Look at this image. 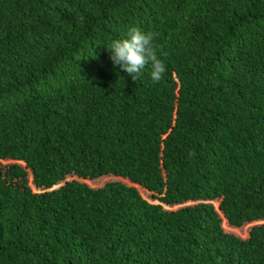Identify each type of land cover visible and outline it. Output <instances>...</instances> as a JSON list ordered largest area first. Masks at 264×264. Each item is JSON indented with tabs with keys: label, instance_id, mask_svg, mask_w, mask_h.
Segmentation results:
<instances>
[{
	"label": "trees",
	"instance_id": "16d2710c",
	"mask_svg": "<svg viewBox=\"0 0 264 264\" xmlns=\"http://www.w3.org/2000/svg\"><path fill=\"white\" fill-rule=\"evenodd\" d=\"M0 264H264V0H0Z\"/></svg>",
	"mask_w": 264,
	"mask_h": 264
},
{
	"label": "clouds",
	"instance_id": "9594fccd",
	"mask_svg": "<svg viewBox=\"0 0 264 264\" xmlns=\"http://www.w3.org/2000/svg\"><path fill=\"white\" fill-rule=\"evenodd\" d=\"M106 47L110 51V60L113 65H118L133 81L141 79L146 67L150 68L149 76L152 81L162 80L166 67L157 55L154 33L132 26L125 38L113 40Z\"/></svg>",
	"mask_w": 264,
	"mask_h": 264
},
{
	"label": "rangeland",
	"instance_id": "374dc122",
	"mask_svg": "<svg viewBox=\"0 0 264 264\" xmlns=\"http://www.w3.org/2000/svg\"><path fill=\"white\" fill-rule=\"evenodd\" d=\"M6 162H2V164H4ZM115 179V177H101V178H98V179H95V180H92V181H85L87 182L90 186L92 187H99L101 186L103 183L107 182V181H110V180H113ZM144 196H147L145 193H144ZM245 230V229H244ZM243 233L242 236H245V231H242Z\"/></svg>",
	"mask_w": 264,
	"mask_h": 264
}]
</instances>
